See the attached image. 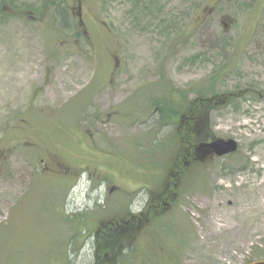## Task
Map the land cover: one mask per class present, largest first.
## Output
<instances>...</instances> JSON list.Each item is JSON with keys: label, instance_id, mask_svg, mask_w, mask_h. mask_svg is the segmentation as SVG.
<instances>
[{"label": "rangeland", "instance_id": "rangeland-1", "mask_svg": "<svg viewBox=\"0 0 264 264\" xmlns=\"http://www.w3.org/2000/svg\"><path fill=\"white\" fill-rule=\"evenodd\" d=\"M194 90L235 94L198 133L239 148L191 162L165 206L182 141L155 104L178 113ZM260 145L264 0H0V264H95L100 229L154 198L161 212L136 219L112 264L264 259V214L249 226L239 192L220 200L227 250L206 226L215 176L264 180Z\"/></svg>", "mask_w": 264, "mask_h": 264}, {"label": "trees", "instance_id": "trees-1", "mask_svg": "<svg viewBox=\"0 0 264 264\" xmlns=\"http://www.w3.org/2000/svg\"><path fill=\"white\" fill-rule=\"evenodd\" d=\"M194 91L196 93L195 98L188 102L186 108H184L185 106H180V109L183 107L184 110L179 111L178 113L165 110L164 105L166 101L164 100L155 104L156 106H159L161 114L172 118V120L175 118L174 121L177 124V128H179L180 139L182 141L181 152L177 158L178 163H176L175 167L171 171L173 175L169 177L167 182L168 186L163 196L164 198L162 201L165 206L166 204L167 206L170 205L171 201L175 199V192L179 187L180 181L183 177V171H185L186 166H188L191 162L196 163L197 160H200L197 158L195 147L198 143L207 141V138L205 134L198 133L199 125L201 123L206 124L208 116L207 113L210 110L217 108L218 106H222L233 97H236L235 94L231 92L207 97V93H205L204 90ZM168 92L171 93L170 91ZM159 206L160 204L158 203V199H150L146 203L145 210L143 212L136 214L133 218H131L130 215L122 218L123 221L131 220L133 222L131 226H123L122 219H116L101 228L100 232L96 236L98 246L96 248L97 260L95 264H111L116 255L115 251L117 247L120 246L122 242L121 240L127 232L133 228L136 219H138V223L142 222L144 219L148 220L149 216H153L155 212H161V210L158 209ZM161 209L163 210L164 207ZM117 224L120 226L117 227ZM135 225H137V223Z\"/></svg>", "mask_w": 264, "mask_h": 264}, {"label": "bare ground", "instance_id": "bare-ground-1", "mask_svg": "<svg viewBox=\"0 0 264 264\" xmlns=\"http://www.w3.org/2000/svg\"><path fill=\"white\" fill-rule=\"evenodd\" d=\"M258 153L262 158H264V145H260ZM213 182L216 186H224V189L221 192V195L219 194V196H217V202L215 203L217 208L216 218L213 221H210L209 219L206 220V226L209 227L207 233L210 236L214 233L220 236V238L225 237L222 245L224 244L225 246H223V248L227 250L228 248L226 244H228V240L226 239H229L230 236L233 235L234 230H236V225H233L231 222L233 212H231L229 207L227 208L225 204L220 202L221 198L224 194L226 196H230L232 191L239 192L238 195L240 198L236 200L233 199V203L230 205L233 206L237 204L236 209L238 208V214H240V217L243 218V220H247L249 222L248 217H250V215L251 220H253L255 216L264 214V180L262 182L255 183L254 186L250 188H246V186H244L245 180H239V183L231 185L227 184L226 181L223 182L219 180V178L215 176L213 178ZM258 195L261 196L260 200H258ZM248 200L254 205L244 209V203ZM241 207L244 210H240ZM248 225L252 226L250 222Z\"/></svg>", "mask_w": 264, "mask_h": 264}, {"label": "water", "instance_id": "water-1", "mask_svg": "<svg viewBox=\"0 0 264 264\" xmlns=\"http://www.w3.org/2000/svg\"><path fill=\"white\" fill-rule=\"evenodd\" d=\"M238 148L239 147L237 141L233 138H230L228 140L219 138L208 142H200L195 147L197 158L200 160L207 158L211 154L216 156L230 154L237 151ZM247 264H264V259H260Z\"/></svg>", "mask_w": 264, "mask_h": 264}, {"label": "flooded vegetation", "instance_id": "flooded-vegetation-1", "mask_svg": "<svg viewBox=\"0 0 264 264\" xmlns=\"http://www.w3.org/2000/svg\"><path fill=\"white\" fill-rule=\"evenodd\" d=\"M125 225H127V226H131L132 223H131V221H128V223L125 222ZM127 226H126V227H127Z\"/></svg>", "mask_w": 264, "mask_h": 264}]
</instances>
